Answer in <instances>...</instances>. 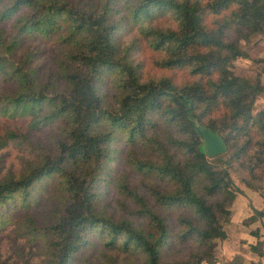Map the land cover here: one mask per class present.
Instances as JSON below:
<instances>
[{
	"label": "trees",
	"instance_id": "trees-1",
	"mask_svg": "<svg viewBox=\"0 0 264 264\" xmlns=\"http://www.w3.org/2000/svg\"><path fill=\"white\" fill-rule=\"evenodd\" d=\"M159 16L167 19L152 21ZM263 28L264 0H0V115L27 118L26 132L5 128L0 136V148L15 139L27 154L16 171L0 169V215L11 203L24 208L14 228L39 244L34 264H74L88 245L78 264H128L130 252L138 264L214 262V239L224 238L229 220L225 202L240 191L230 174L235 163L239 182L263 198L242 223L264 216V107L254 109L264 84L230 66L245 56L237 40ZM130 30L152 67L186 70L189 78L143 79L129 58L132 40H116ZM35 35L62 45L45 79L33 52L15 55ZM107 72L115 74L110 95L99 87ZM55 121L49 146L27 137ZM199 126L217 133L225 150L205 155ZM128 150L130 168L146 178L141 184L117 171ZM50 175L54 215L38 225L29 205ZM108 185L116 189L113 205ZM158 205L182 211L172 216ZM93 231L116 253L97 249ZM249 249L264 256V238ZM163 251L174 255L164 259ZM229 262L261 264L236 254Z\"/></svg>",
	"mask_w": 264,
	"mask_h": 264
},
{
	"label": "rangeland",
	"instance_id": "rangeland-1",
	"mask_svg": "<svg viewBox=\"0 0 264 264\" xmlns=\"http://www.w3.org/2000/svg\"><path fill=\"white\" fill-rule=\"evenodd\" d=\"M158 12V9L155 10ZM162 18L167 19V17H156L152 18V21L160 23L158 20ZM264 30V28H263ZM262 30V31H263ZM135 31L130 30L128 33L121 34V32H117L116 40L119 42H124L125 44L132 40V44L128 48L129 58L131 59L132 63L139 62V67L137 71L141 75L143 79H147L150 76L158 77L160 74L168 73L174 76V80H181L185 77H188L186 70L181 69H169V70H159L156 67H152L149 64V50L144 45L141 48H137L138 44L137 41H134ZM230 37L234 36V32H232ZM138 37L139 34H138ZM142 43V41H140ZM237 45L239 49L245 54V56H238L231 61V68L233 72L237 75H245L249 78H254L256 76L259 77L260 81L264 84V72L260 70L261 68V61L259 60L260 57H264V32L263 33H253L248 36L246 39L239 38L237 40ZM124 44L121 45L123 48ZM62 48L59 47L58 44L53 42L50 39H43L40 36H32L24 38L22 44L17 48L15 55L17 56L19 53L24 51V49H28L33 52L32 56V63L39 68V73L42 78H46L47 75L53 73L55 71V61L60 56V50ZM137 48V49H136ZM247 56V57H246ZM115 74L114 72H107L100 79L99 87L102 86V92L104 91L106 95H110L112 92L115 91ZM264 107V91L261 92L254 101V109H259ZM26 117H7L0 115V136L4 133L5 128L9 129H17L22 131V133L26 132ZM60 123L59 121H55L51 124L46 126L38 127L35 129H31L27 132V137L30 140H37L43 146H49L52 137L54 134H57L58 127ZM23 146L15 139L9 140L7 143L0 148V169L1 171L4 170H14L16 171L19 169L25 160L24 157L27 154H24ZM128 153L125 158H122L117 164V171L120 172L124 176L125 181L129 183H138L142 179H146L141 173L130 168V164H128ZM115 166V165H114ZM230 174L234 182H239V177L242 174V170L235 164H233L230 168ZM56 179L55 175L46 176L41 180L40 184H37V189L34 193L35 199H31L29 205V211L33 213V217L35 222L38 225L46 224L47 222L51 221L54 215V207L56 206V202L53 198L54 189L56 186ZM152 180V179H150ZM255 182L257 180H254ZM242 184V183H240ZM117 188V186H116ZM140 190L141 188L138 187ZM107 191L106 198L110 200L108 202L110 205L115 204L114 198L116 196L113 192L116 190L113 189V185H108L105 188ZM106 200V199H105ZM151 202V201H150ZM230 201L225 202V206L228 207ZM20 204L16 205L11 203L9 208H3V213L0 215V264H34L36 263L37 259H39V244L32 243V241H28L27 237L21 234L18 230L14 227L17 225L14 223V219L16 217L23 218L25 214V210L23 207H18ZM134 205L132 204V208ZM156 209L168 211L172 214H176L178 211L181 212L182 208H172L169 211V206L167 205H159ZM174 216V215H172ZM228 222V221H227ZM224 222L223 226L227 223ZM14 229L17 231L15 232ZM100 234L96 231L89 234V238L91 241L97 239L101 242L97 249H103L102 251L107 252H115L112 249H106L103 247V240L99 238ZM219 239H214L216 247H214V251L216 253L219 252ZM91 251V245H88L86 248H83L77 253V258L75 259L74 264H78L82 261V257L86 256ZM182 251V250H181ZM99 253V252H98ZM116 253V252H115ZM124 253V252H123ZM119 255L121 252L119 251ZM172 255L171 251H163L162 257L164 259L170 258ZM125 261L128 264H138L139 263V254L130 252Z\"/></svg>",
	"mask_w": 264,
	"mask_h": 264
},
{
	"label": "crops",
	"instance_id": "crops-1",
	"mask_svg": "<svg viewBox=\"0 0 264 264\" xmlns=\"http://www.w3.org/2000/svg\"><path fill=\"white\" fill-rule=\"evenodd\" d=\"M235 184L240 191L234 193L228 204L229 220L223 226L225 236L219 239V252L213 251L216 258L214 262L202 264H232L229 261L234 254L245 262L260 260L264 264V256L249 249L250 244L264 238V216L242 223V219L249 216L253 208L262 209L263 198L255 189L238 182Z\"/></svg>",
	"mask_w": 264,
	"mask_h": 264
},
{
	"label": "water",
	"instance_id": "water-1",
	"mask_svg": "<svg viewBox=\"0 0 264 264\" xmlns=\"http://www.w3.org/2000/svg\"><path fill=\"white\" fill-rule=\"evenodd\" d=\"M198 130L203 140V151L208 157L221 153L225 145L220 136L206 126H199Z\"/></svg>",
	"mask_w": 264,
	"mask_h": 264
}]
</instances>
